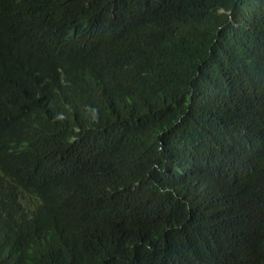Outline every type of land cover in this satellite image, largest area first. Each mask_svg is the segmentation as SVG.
Segmentation results:
<instances>
[{"label":"trees","instance_id":"16d2710c","mask_svg":"<svg viewBox=\"0 0 264 264\" xmlns=\"http://www.w3.org/2000/svg\"><path fill=\"white\" fill-rule=\"evenodd\" d=\"M0 264H264V0H0Z\"/></svg>","mask_w":264,"mask_h":264}]
</instances>
